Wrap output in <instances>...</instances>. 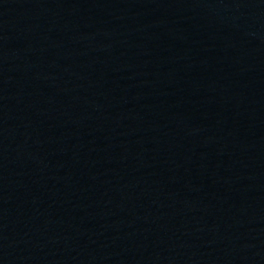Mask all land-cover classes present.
I'll list each match as a JSON object with an SVG mask.
<instances>
[{
  "label": "water",
  "instance_id": "1",
  "mask_svg": "<svg viewBox=\"0 0 264 264\" xmlns=\"http://www.w3.org/2000/svg\"><path fill=\"white\" fill-rule=\"evenodd\" d=\"M0 264H264V0H0Z\"/></svg>",
  "mask_w": 264,
  "mask_h": 264
}]
</instances>
